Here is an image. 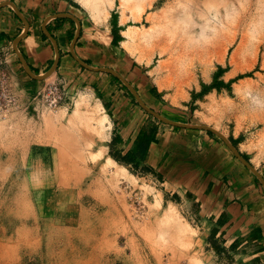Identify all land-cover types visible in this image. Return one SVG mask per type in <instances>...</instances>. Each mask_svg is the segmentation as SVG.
<instances>
[{"label": "rangeland", "instance_id": "obj_1", "mask_svg": "<svg viewBox=\"0 0 264 264\" xmlns=\"http://www.w3.org/2000/svg\"><path fill=\"white\" fill-rule=\"evenodd\" d=\"M128 2L78 0L128 53L132 67L121 77L143 104L215 129L249 164L263 161L264 0ZM6 60L0 54V264H264L254 247L207 237L191 194L173 193L146 161L160 129L214 136L236 158L216 135L165 126L119 79L115 92L91 77L22 85ZM77 103L88 127L54 144L41 109H64L67 124ZM6 112L27 120L14 127ZM166 215L185 228L180 239Z\"/></svg>", "mask_w": 264, "mask_h": 264}, {"label": "crops", "instance_id": "obj_2", "mask_svg": "<svg viewBox=\"0 0 264 264\" xmlns=\"http://www.w3.org/2000/svg\"><path fill=\"white\" fill-rule=\"evenodd\" d=\"M82 10L85 11L78 0H0V54L7 59L8 65L11 64L14 75L23 81L22 85H29L27 80L30 77L26 72L19 75L23 67L12 44L26 30L17 50L34 75L42 76L48 72L55 58V49L59 59L55 71L47 79L29 81L32 84L56 81L78 84L91 77L100 80L110 92L121 87L116 86L114 81L117 78L113 75L91 71L76 61L78 59L95 69H111L125 80V71L129 74L132 67L122 45L111 43L108 30H99L105 21L100 18L95 23ZM101 12L99 10L98 16ZM122 102L127 113L134 111L133 104L127 99ZM120 106L117 105L116 112ZM65 112L63 109L51 114L59 113L63 123L62 120L68 116ZM73 112L67 124H63L64 127L75 124L71 131L74 134L77 127H88L91 119L80 112L78 103ZM15 116L18 123L23 124L27 120ZM125 122L122 120L120 123L124 125ZM217 140L206 133L192 136L160 129L156 141L148 146L146 161L161 173V180L172 187L173 193L181 198L191 194L192 201L197 203V217L202 218L203 224H209L205 229L207 237L211 233L215 237L222 235L227 248L236 244L254 247L261 251L264 262V188L256 176L238 159L229 156ZM111 162L114 163L113 160ZM250 164L264 180V160L257 163L250 160Z\"/></svg>", "mask_w": 264, "mask_h": 264}, {"label": "water", "instance_id": "obj_3", "mask_svg": "<svg viewBox=\"0 0 264 264\" xmlns=\"http://www.w3.org/2000/svg\"><path fill=\"white\" fill-rule=\"evenodd\" d=\"M26 24V22H24ZM26 26V25H25ZM26 36V30H24V32L15 39V41L12 44V48L15 51V54L18 56L21 65L24 69V71L26 72V74L32 79V80H36V81H42L44 79H47L56 69L57 64H58V53L57 50L55 49V58L53 61L52 66L50 67V69L48 70L47 73H45L44 75L40 76V75H34L30 69L28 68L26 62L24 61V59L22 58V56L20 55V53L17 50V44L18 42L24 38ZM72 52V51H71ZM73 55V53H72ZM73 57L76 59V57L73 55ZM76 61L83 66L86 69H89L91 71L94 72H105V73H109L111 75H113L114 77H116L117 79H119L120 81H122L126 87L129 89V91L131 92V94L135 97L136 101L139 103V105L150 115H152L153 117H155L157 120H159L162 123H165L166 125H169L171 127L174 128H181V129H191V130H201V131H206L209 133H213L214 135H216L219 139H221L225 145L230 149V151L233 153V155L236 157V159H238L240 161V163L246 167L249 171H251L256 178L260 181V183L262 184L263 188H264V180L262 179V177L258 174V172L254 169V167H252V165H250L248 163V161L246 159H244L242 157V155L237 151V149L230 143V141L224 136L222 135L220 132L216 131L215 129L209 127V126H201V125H188L185 123H180V122H175L169 119H166L164 117H162L161 115L157 114L156 112H154L153 110L149 109L148 107H146L143 102L141 101V99L138 97L137 93L135 92V90L128 85L124 79H122L119 75H117L114 71H112L111 69H107V68H99V69H95V68H91L86 66L84 63H82L81 61H79L78 59H76Z\"/></svg>", "mask_w": 264, "mask_h": 264}, {"label": "bare ground", "instance_id": "obj_4", "mask_svg": "<svg viewBox=\"0 0 264 264\" xmlns=\"http://www.w3.org/2000/svg\"><path fill=\"white\" fill-rule=\"evenodd\" d=\"M126 1H129V3H131V2H133V0H126ZM45 108H46V110H44L43 111V109H41L43 112H42V114H41V116H42V120L44 121V123H45V127H46V130H47V133H49V135L52 137V136H54V144H56V145H63L64 146V144H61V142H63V140H62V136L61 135H59L61 132H62V134H65V133H69V135H70V133H71V131L73 130L72 129V126L74 127V126H76L75 124H72V123H70V126L68 125L67 127H64V124L60 121V119L62 118V116L61 115H59V113H58V115H56V113H55V116L54 115H52L49 111H53V110H50V108H48V107H46L45 106ZM9 112H6V113H4L5 114V116H3L2 117V119L3 120H5V123H8V122H10L11 121V123H15L16 125L14 126V127H18V124L20 123V121H19V123L17 122V117L15 116V114H11V115H7ZM66 113V112H65ZM73 113H75V112H73ZM77 113V112H76ZM22 117V116H21ZM70 117H72V115L70 116ZM79 117V116H78ZM82 116H80V118H81ZM1 118V117H0ZM1 119V120H2ZM33 120V119H32ZM83 120V119H82ZM22 121V120H21ZM31 121V120H30ZM25 122V121H24ZM73 122V121H72ZM79 122V121H78ZM27 123V122H26ZM28 123H29V121H28ZM76 123V122H75ZM21 124V123H20ZM32 124V123H31ZM22 125V124H21ZM80 125V124H79ZM28 126H29V124H28ZM10 127H12V126H10ZM14 127H12V128H14ZM27 127V126H26ZM31 127V126H30ZM34 127V126H33ZM1 128H4L3 127V124H0V130H1ZM9 128V127H8ZM7 128V129H8ZM22 128H23V126H22ZM14 130V129H13ZM28 130V129H27ZM10 131V130H9ZM11 132V131H10ZM75 132V131H74ZM39 133H40V131H39ZM31 134V133H30ZM27 135V134H26ZM29 135V134H28ZM61 139H59V138ZM76 137V136H75ZM228 148V147H227ZM81 150V149H80ZM82 152V151H81ZM112 161V160H111ZM110 163V162H109ZM111 165V164H110ZM117 169V172H118V174L117 175H128L127 174V172H126V170H124L123 168H116ZM131 179H132V177H130ZM165 214H167V213H165ZM166 219H167V221L169 222V223H171L170 225H172L171 227L173 228V230H174V236L176 237V239L178 238V239H180V237H182V236H184V227H182L181 226V223H180V221L178 220V219H176V218H172L171 217V215H166ZM166 221V220H165ZM166 221V222H167ZM162 235H164L163 233H161Z\"/></svg>", "mask_w": 264, "mask_h": 264}]
</instances>
